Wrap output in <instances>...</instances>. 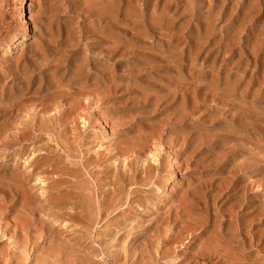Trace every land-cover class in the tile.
<instances>
[{
    "label": "rangeland",
    "instance_id": "374dc122",
    "mask_svg": "<svg viewBox=\"0 0 264 264\" xmlns=\"http://www.w3.org/2000/svg\"><path fill=\"white\" fill-rule=\"evenodd\" d=\"M0 264H264V0H0Z\"/></svg>",
    "mask_w": 264,
    "mask_h": 264
},
{
    "label": "bare ground",
    "instance_id": "6f19581e",
    "mask_svg": "<svg viewBox=\"0 0 264 264\" xmlns=\"http://www.w3.org/2000/svg\"><path fill=\"white\" fill-rule=\"evenodd\" d=\"M103 9V8H102ZM19 11H20V9H19ZM21 12V11H20ZM26 39V38H25ZM18 42H19V40H18ZM11 49V47L9 48V50ZM13 49H14V45H13ZM7 50V49H6ZM8 53V52H7ZM67 85V84H66ZM94 92V91H93ZM159 162V161H158ZM173 167V166H172ZM174 168V167H173ZM43 180V179H42ZM43 182V181H42ZM187 198V197H186ZM229 237V236H228Z\"/></svg>",
    "mask_w": 264,
    "mask_h": 264
}]
</instances>
